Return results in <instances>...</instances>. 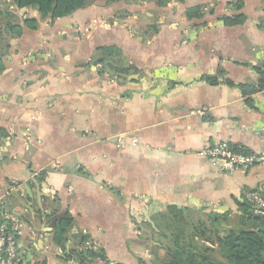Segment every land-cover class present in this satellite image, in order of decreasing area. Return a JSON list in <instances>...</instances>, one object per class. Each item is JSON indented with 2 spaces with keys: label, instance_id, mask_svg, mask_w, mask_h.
I'll return each mask as SVG.
<instances>
[{
  "label": "crops",
  "instance_id": "obj_1",
  "mask_svg": "<svg viewBox=\"0 0 264 264\" xmlns=\"http://www.w3.org/2000/svg\"><path fill=\"white\" fill-rule=\"evenodd\" d=\"M0 5L21 26L38 19L7 37L0 72V198L23 222L30 264H78L63 250L83 236L109 264H164L157 234L176 221L170 207L207 226L208 215L233 217L249 194L264 196V164L227 173L198 155L225 141L264 157V91L247 104L236 85L264 65V0H87L54 19ZM195 6L200 15L187 16ZM239 14L242 23L223 21ZM105 59L130 79L105 72ZM119 133L139 144L117 148Z\"/></svg>",
  "mask_w": 264,
  "mask_h": 264
},
{
  "label": "trees",
  "instance_id": "obj_2",
  "mask_svg": "<svg viewBox=\"0 0 264 264\" xmlns=\"http://www.w3.org/2000/svg\"><path fill=\"white\" fill-rule=\"evenodd\" d=\"M17 9L35 7L42 16L51 19L62 17L72 13L83 6L87 0H11ZM166 0H157L163 4ZM200 7L195 6L186 9L187 16L200 15ZM19 17L8 9V6L0 5V72L3 70L2 57L8 50V38L16 37L22 33L23 26L34 29L38 25V19L28 17L23 19V26L19 23ZM244 17L239 14L233 17H225V24L233 25L242 23ZM103 53H110L111 48H99ZM258 78L256 82L236 84L247 104H251V95L255 92L264 91V65L255 68ZM211 83L216 84V78L205 77ZM228 85H235L232 81L224 79ZM236 148L235 146H233ZM243 151V150H242ZM244 150L243 152H245ZM248 203L244 200L239 204V214L223 216L208 215L207 226L198 216L194 219V212L176 207H170L169 213L176 219L169 220L167 225L163 220L162 227L166 231L159 230L158 234L169 240L172 247L160 242L159 247L167 249L169 258L164 264H264V223L258 216L248 211ZM182 214L184 216H182ZM182 216L184 226L180 225L178 217ZM217 221V222H216ZM221 222L223 227L221 228ZM71 220L65 216L54 226L53 240L56 245H61L68 236V228ZM148 223V222H147ZM157 228L154 227L153 231ZM194 237H198L201 244L195 243ZM85 236L81 248L63 250L64 258H76L78 264H109L101 249L85 246ZM209 241L216 243L212 248L203 243ZM80 244V245H81ZM84 246L86 248H84ZM218 256V259L213 254Z\"/></svg>",
  "mask_w": 264,
  "mask_h": 264
},
{
  "label": "built area",
  "instance_id": "obj_3",
  "mask_svg": "<svg viewBox=\"0 0 264 264\" xmlns=\"http://www.w3.org/2000/svg\"><path fill=\"white\" fill-rule=\"evenodd\" d=\"M195 112L203 114L202 110ZM29 138V136L26 137L27 141ZM114 142L117 148L139 144L138 138L125 133L117 134ZM198 155L213 162H219V169L227 173L264 164L263 155L256 152H243L225 141L203 146L198 151ZM246 201L249 205L248 211L264 220V196L249 194ZM22 234L23 222L6 208L4 197L0 198V264H30L31 248L21 242ZM85 246L89 247L91 244L86 242Z\"/></svg>",
  "mask_w": 264,
  "mask_h": 264
},
{
  "label": "water",
  "instance_id": "obj_4",
  "mask_svg": "<svg viewBox=\"0 0 264 264\" xmlns=\"http://www.w3.org/2000/svg\"><path fill=\"white\" fill-rule=\"evenodd\" d=\"M103 64H104V68H105L104 70H105V72H107L108 74H110V75L116 74V76L118 75V76H120V77H125V78L130 79V75H124V74H122V73L113 72V71H111V70L109 69L108 65H111V66H113L114 68L119 69V70L122 69V67L119 66L118 64H116L112 59H105V60L103 61ZM258 217H259V216H258ZM259 218L264 222V220H263L261 217H259ZM146 220H147L150 224L153 225V221H151L149 218H147Z\"/></svg>",
  "mask_w": 264,
  "mask_h": 264
},
{
  "label": "rangeland",
  "instance_id": "obj_5",
  "mask_svg": "<svg viewBox=\"0 0 264 264\" xmlns=\"http://www.w3.org/2000/svg\"><path fill=\"white\" fill-rule=\"evenodd\" d=\"M197 217H198V216L195 214V215H194V219L196 220ZM160 230H162V231H166V229H165L164 227L161 228ZM157 235L159 236V239H160L161 242H163V244L172 247V243H168L169 240H168L167 238H164V237H163L162 235H160V234H157Z\"/></svg>",
  "mask_w": 264,
  "mask_h": 264
}]
</instances>
